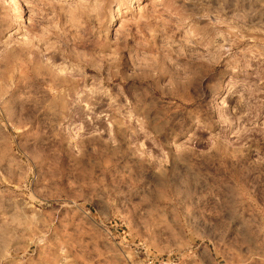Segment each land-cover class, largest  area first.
<instances>
[{
    "label": "clouds",
    "instance_id": "obj_1",
    "mask_svg": "<svg viewBox=\"0 0 264 264\" xmlns=\"http://www.w3.org/2000/svg\"><path fill=\"white\" fill-rule=\"evenodd\" d=\"M0 264H264V0H0Z\"/></svg>",
    "mask_w": 264,
    "mask_h": 264
}]
</instances>
